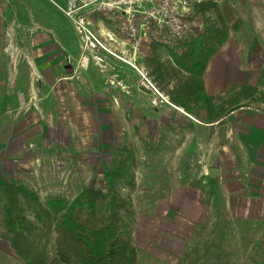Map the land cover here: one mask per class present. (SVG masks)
Returning a JSON list of instances; mask_svg holds the SVG:
<instances>
[{"label":"crops","instance_id":"0c3cea01","mask_svg":"<svg viewBox=\"0 0 264 264\" xmlns=\"http://www.w3.org/2000/svg\"><path fill=\"white\" fill-rule=\"evenodd\" d=\"M8 2V9L0 16V96H6L8 99L18 97L21 102L0 110L6 113L0 120V126H4V130H11L9 137L11 144L12 130L27 128L24 112L26 115L28 96L37 98V112L46 113L49 106L57 103V100L49 102V99L45 100L58 93L53 89V85L60 81L74 82L75 76L65 75L63 73L66 72L63 70L66 63L74 64L80 58L81 44L79 40L71 42L61 37V31L66 32V29L60 25V16L54 11L40 9L39 0H9ZM64 2L66 4L67 0ZM215 2L218 10L224 15L223 19L229 22L228 34L223 45L210 58L204 72L205 94L209 97H217L229 93L236 85H249L258 90V96H264V30L262 28L260 31L261 36L258 38L260 44L250 43L241 47L242 40L240 36H237V32L242 29V23L246 22L235 9L238 5L249 7L255 3L258 13L256 15H260L259 19L264 22V0H216ZM247 3L250 5L247 6ZM224 4L228 8L226 10L231 11V21L223 11ZM260 20L257 23L259 25H261ZM92 28L103 38L109 36L115 40L110 43V47L117 55H127L124 49H130V47L127 45L126 38L118 33L111 18L97 14L92 20ZM170 49L172 48L162 46L157 51L159 62L167 65L172 62ZM242 49L246 50L245 57L241 54ZM152 56L151 46L146 47L137 61L146 75L152 70L149 62ZM162 56H165L163 61ZM90 66L95 68V64ZM96 67L98 69V66ZM67 68L72 72L70 66ZM135 72L136 78L132 84H126L124 79H118L120 100L116 107L118 112L123 114L126 123L128 121L124 114L136 113L138 123L129 122L145 150L146 147L154 145L151 140L153 132L146 118H141L140 114L150 112L154 108L148 103L154 96L152 92L140 86L141 76L137 71ZM98 75H90L92 79H95V83L97 80V86H99ZM101 77L112 81V77L102 71ZM148 78L155 81H152L155 86L160 85L154 75ZM82 79L80 83L85 82ZM169 89H172V83ZM95 91L98 92L99 89L96 88ZM161 93L168 98L172 107L164 108L166 112H170V118L165 116L161 121L165 131L175 133L178 128L181 131L190 128L192 120L198 122L184 109L172 104L168 92L161 91ZM129 98L131 100L125 101ZM175 109L179 113L173 112ZM182 113L186 118L181 116ZM227 119L231 120L224 124L229 126V143L223 148L219 147L217 137V131L221 125L219 123L207 125L212 127L211 130H215V133L212 132L217 143V152L214 157L218 162L223 163L219 169H213L215 170L213 176L210 174L211 170L209 171V184L206 185L207 179L201 176L200 182L196 180L195 183L190 182L184 187L173 186L167 190L168 194L165 197L156 201L149 200L147 208L136 214L134 241L137 250L147 252L155 262L159 261L162 264H264L262 260H259L264 256L262 253L264 234L256 233L257 229L264 228V107L259 105L251 108L241 107L228 114ZM48 125L46 124V128L50 129ZM122 139V141L127 140V136L124 135ZM22 140L20 142L25 147L27 143ZM108 140L110 142H105ZM108 140L103 138L93 145L98 157L104 145L108 146L112 143V139ZM131 143L134 144V142ZM36 145L39 151L36 154L37 158L43 157V154H40L42 148L43 153L46 152L47 159H53L49 143L40 142ZM7 153L11 159L12 152L8 150ZM23 153L24 150L20 152V154ZM77 159L75 156L71 157V160ZM1 167L0 178L20 182V176H18L19 179L13 177V173L7 176L8 173L2 164ZM25 167L26 164L21 168L23 172ZM78 171L80 176L84 175L81 170ZM90 175L94 174L90 173ZM72 179L76 181L75 176H72ZM94 182L92 181L91 185ZM71 184L73 183L69 182L68 188L72 186ZM221 199L224 200L223 204ZM3 243L6 242L0 238V253ZM2 259L0 255V261Z\"/></svg>","mask_w":264,"mask_h":264},{"label":"rangeland","instance_id":"374dc122","mask_svg":"<svg viewBox=\"0 0 264 264\" xmlns=\"http://www.w3.org/2000/svg\"><path fill=\"white\" fill-rule=\"evenodd\" d=\"M6 1V7L0 9V16L9 7V0ZM39 1L40 9L54 11L60 16V25L66 29V32L61 31L62 38L65 37L66 40L71 42L80 41V58L77 59L76 64L66 63L63 70L66 72L63 74H73L76 79L72 83H69L70 81H60L54 85L52 84L53 89L59 94L56 93L54 97L45 98V100L49 99L48 102L57 100L56 104L53 101L51 102L53 105L48 107L46 113L37 112L38 102L36 97L28 96L26 98L27 114L25 115L26 112H24V119H26L28 125L23 130H12V145L9 143L11 130H4V126H0V169L2 170V164L4 170L8 173V175L6 174L7 176H10L12 173L13 177L18 178L20 176V182L29 189L36 190L43 200L49 196H53L64 197L71 201L81 192L82 188L90 186L92 181L97 180L98 184L101 185L103 171L109 166L116 148L122 144V138L125 135L127 136V140H129L127 142H134L138 157L141 159L139 162L141 163L140 170L139 172L137 171L138 189L132 194L136 214L143 212L141 210L147 208L149 200H157L154 199V196H157L158 191H167L173 186L184 187L190 182L195 183L196 180L200 182L201 176H205V179H207L206 185H208L209 171L219 169L223 164L222 162H218L217 158L214 157V154L217 152V143L212 136V132L215 133V130H211L212 127L199 126L198 122L192 120L191 127L186 130L181 131L178 128L175 133L165 131L163 129V122L161 121L164 120L165 116L170 118V112H166L164 108L167 106L169 108L172 107L170 103H161L159 106L153 105V99L158 98L154 96L148 102L154 108L150 112L140 114L142 115L141 118H146V122L150 124L151 131L153 132L151 140L155 148H158L157 151H152L149 157H146L148 153L144 151V146L141 145V141L135 136L129 122L138 123L136 113H125L124 116L128 121L126 123L123 114H120L116 107L120 100L118 97L120 90L118 89L117 81L118 79H124L126 84H132L136 78L134 69L129 64L115 59L108 54L95 55L88 52L89 50L84 52L86 50L85 42L75 28V23L70 19L68 12H66L68 1L66 4L64 0H56V2L55 0L54 2L53 0ZM254 4L253 6H249L250 3H247L249 7L238 5V8H235L236 12L246 22L242 23V29L237 32V36H240L242 40L241 47L250 43L255 45L260 42L258 40L261 36L260 31L262 28L264 30V22H261L259 19L260 15H256L258 13L256 4ZM210 13L204 17L199 14L205 26L207 21H215V15ZM68 20L72 25H70ZM258 20H260L261 25L257 24L259 23ZM124 51L125 54L130 53L131 48L124 49ZM241 54L245 57L246 50L242 49ZM105 55L108 56L105 57ZM121 55L123 56L124 54ZM82 56L89 57L88 62L81 60ZM164 59L165 56H162L161 60L163 61ZM93 64H95V68L90 66ZM136 65L140 69L138 63ZM165 65L168 66L167 64ZM67 66L71 67L72 72L68 70ZM96 66H98V69H96ZM98 70H100V73ZM101 71L107 76L112 77V81L101 77ZM90 75H98L99 86H97V80L95 83V79H92ZM147 75L148 77L152 76L151 72H147ZM81 79L85 82L80 83ZM150 81L154 80L151 79ZM156 87L160 92L163 91V87L159 84ZM96 88L99 89L98 92L95 91ZM166 88L170 90L169 87ZM161 94L163 95V93ZM164 97L167 98L166 96ZM40 100L42 99L40 98ZM128 100H131V98L125 101ZM17 103H21L18 97L8 99L6 96H0V104H2L0 110L4 107H12ZM247 105L249 108L256 106L252 102L247 103ZM175 110L173 112L179 113ZM5 114V112L0 111V120L5 117ZM133 114H135V117L132 116ZM181 116L184 117V114L182 113ZM223 121V123L231 122L230 119L226 120V117ZM46 124L50 125H48L50 129L46 128ZM103 138H106V140L112 139V143L108 146L104 145L103 151L100 153L101 158H99L100 156H97V151L94 150L93 145ZM20 140L26 141L25 147L22 146L23 143ZM40 142L50 144L53 159H47L45 156L46 152L44 154L42 148L40 154H43V157H40V159L36 157L38 151L36 144ZM105 142H110V140ZM8 150L12 152L11 159L8 156ZM22 150H24V153L20 154ZM70 156H75L78 159L75 161L71 160ZM143 157H146V159L144 160ZM25 164L27 168L25 167L23 172L21 168ZM78 170H81L84 175L80 176L81 174H79ZM90 173L94 175H90ZM57 174H59L58 177ZM72 176L76 177L75 182ZM79 178L81 179L80 181ZM69 182L73 183L70 188H68ZM157 198L159 199V196ZM221 200L223 204L224 200ZM256 233L264 234V228L257 229ZM3 244L4 246L0 253L1 258H3L1 263L21 264L9 244ZM134 245L137 248L135 241ZM138 250L140 251L138 253L139 264H162L159 261L155 262L147 252ZM262 253H264V248ZM259 260L264 262V256Z\"/></svg>","mask_w":264,"mask_h":264},{"label":"trees","instance_id":"16d2710c","mask_svg":"<svg viewBox=\"0 0 264 264\" xmlns=\"http://www.w3.org/2000/svg\"><path fill=\"white\" fill-rule=\"evenodd\" d=\"M215 1L195 6L203 17L212 12L215 21H207L201 36L182 44L181 54L170 49L172 62L168 66L158 61L157 51L164 47L159 43L151 45L153 56L149 60L151 75L168 92L171 103L203 127L226 124L223 120L228 114L247 107L258 96V90L249 85H236L217 97L205 94L204 72L228 34L229 22ZM226 9L224 4L223 11L231 21V11ZM157 149L154 145L146 147V157ZM140 160L135 145L122 141L103 171L101 185L96 180L71 201L53 196L43 200L23 183L0 178V238L21 264H139L132 194L138 189ZM158 192L159 198L168 194Z\"/></svg>","mask_w":264,"mask_h":264},{"label":"built area","instance_id":"2783aa9c","mask_svg":"<svg viewBox=\"0 0 264 264\" xmlns=\"http://www.w3.org/2000/svg\"><path fill=\"white\" fill-rule=\"evenodd\" d=\"M67 11L75 28L85 42L86 51L92 54H108L130 65L141 76L140 86L152 92L153 105L169 104L145 72L137 67V61L143 49L153 43L178 49L181 45L201 36L205 24L195 12V5L204 0H67ZM7 1L0 0V9ZM113 20L118 33L126 38L131 48L127 55H117L110 47L115 40L103 38L92 28V20L97 15ZM130 54V55H129ZM81 60L88 62L89 57ZM264 186V182H263Z\"/></svg>","mask_w":264,"mask_h":264},{"label":"water","instance_id":"95a60500","mask_svg":"<svg viewBox=\"0 0 264 264\" xmlns=\"http://www.w3.org/2000/svg\"><path fill=\"white\" fill-rule=\"evenodd\" d=\"M252 104L264 107V96H260V97L255 98L252 101ZM217 137H218V144H219L220 148L227 146L229 143V141H228V139H229V126L228 125L219 126L218 131H217ZM214 171L215 170H211V172H210L211 176H213Z\"/></svg>","mask_w":264,"mask_h":264}]
</instances>
